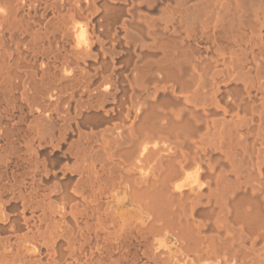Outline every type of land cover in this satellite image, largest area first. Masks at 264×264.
Segmentation results:
<instances>
[{"label": "bare ground", "instance_id": "bare-ground-1", "mask_svg": "<svg viewBox=\"0 0 264 264\" xmlns=\"http://www.w3.org/2000/svg\"><path fill=\"white\" fill-rule=\"evenodd\" d=\"M0 264H264V0H0Z\"/></svg>", "mask_w": 264, "mask_h": 264}]
</instances>
